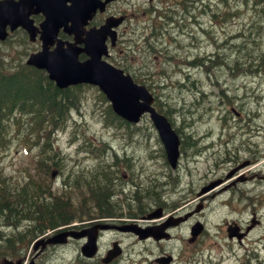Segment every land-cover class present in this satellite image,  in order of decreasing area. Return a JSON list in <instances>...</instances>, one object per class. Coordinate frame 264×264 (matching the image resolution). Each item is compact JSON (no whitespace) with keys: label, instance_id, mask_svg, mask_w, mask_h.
Masks as SVG:
<instances>
[{"label":"rangeland","instance_id":"rangeland-1","mask_svg":"<svg viewBox=\"0 0 264 264\" xmlns=\"http://www.w3.org/2000/svg\"><path fill=\"white\" fill-rule=\"evenodd\" d=\"M190 1L192 0H188L187 2V8L191 6ZM252 1L253 0H212V2H216V4H212V9L214 11L224 12L227 7L224 6L223 3H226L230 9V15L229 20H218L216 26L210 27L211 23L208 14L204 12V15L199 17L201 24L196 26V28L203 27L204 29H209L210 33H203L200 31L195 32L193 36L180 35V32L185 28L179 27L180 25L174 26L175 22L169 25L165 35L157 29V35L162 37L163 42L170 40L169 43H174V48L178 49V54H186V51H188L194 58L203 56L202 59L204 60L205 58V62H208V64L211 60V63H214H210L212 66L210 68L212 69L209 68L211 73H208L201 68L191 69L186 66L177 65L174 61L175 57L170 59V62L164 59L161 67L164 73L160 75L158 80L153 79L147 82V85L150 86L153 93L161 100H158V102L160 106L162 105V110L172 109V111L166 113L169 116L172 126L181 131H178L181 133L182 139L179 143V148L182 151L179 160L181 159L184 167L183 172H188V178L190 179L191 176L193 179L194 185L192 190L190 191L188 183L183 184L184 177H181V170L171 169L170 167L169 169L165 168L163 164L164 160L161 157L154 158L151 162L147 163H138L135 162L134 159H130L131 161L127 160L129 162L128 164L132 165L135 172L138 173L135 178L137 179L140 177L139 181L142 184L150 182V177L158 178L159 183H162L163 186L159 185L157 192L164 195L168 202H181L188 210L192 209V211L196 208H200L199 210H201V206H198L199 203L205 206L202 211V216L194 219L203 225V242L194 246L183 245L182 251L185 257V264L189 261L201 263L202 255L205 264H264V53H258V55H262V61H255V49H257V47L254 43H251L254 38L260 35L259 31L264 27V24L260 25L262 18L255 11L256 9L252 7ZM182 3H184V0ZM205 3L206 0L201 2L195 1L193 3V6L196 4L195 9L193 10L192 8L191 11L197 13L198 7L199 10H201ZM176 7L180 8L181 6L176 5ZM181 9H177V11H179L180 21H183L188 13L186 11H181ZM147 27V29L151 28L149 26ZM240 32H242V34ZM245 33L249 35V48L251 52L243 57L238 55L235 50L240 51V49L237 48V43L242 40L239 35L243 36ZM174 48L172 47L167 51L176 53ZM214 51L218 53L216 55L217 59L215 56L212 57L211 60L207 59L206 53H213ZM191 55L189 57H191ZM0 57L3 58L8 65L13 62L19 64V60L24 59V41L20 33L0 45ZM152 59L153 57L150 55L146 61L151 65L155 64V66H158L157 61L150 62ZM236 60H239V63L238 61L236 63ZM137 64L140 63L138 62ZM242 70L244 71L242 72ZM171 75L172 79L169 80L168 77ZM181 81H184V84H182ZM189 82L190 84H188ZM80 93V109L72 114V119L77 126L68 127L67 130L59 131L54 134L55 142L60 146L61 153L64 157L59 165L62 174H57L60 175L59 178L51 181L49 184L52 185L49 187L48 184L49 188L47 187L44 193L46 202L51 201L53 197L58 198L60 195L67 197L69 201L68 213L73 215L76 213L73 209H76L82 200L84 201L86 192L82 186L76 189H71L67 186V193L64 192L62 184H67L69 182L66 176L72 178L70 174L67 175L65 173L69 170L72 172L73 169L77 171L74 174L80 173L82 170L86 173V168L95 158V156L90 155L89 152H84L85 154L83 155L77 153L76 150L78 149L83 152L85 144L94 146L93 149L96 150L102 148L103 144L107 145V143L115 147L113 144L116 143L111 142L113 138H125L131 133L129 129L121 125V128L117 127L118 124L110 125V128H108V126L104 124V109L106 105H108V102L100 98V93L95 87H84L81 89ZM230 105H233L237 111L242 110L239 119L243 120L244 118L243 126L245 130H243L239 124L232 121L234 118L233 116L228 119L224 114L226 113L225 109L226 111L229 110ZM184 115L185 117H183ZM139 125L143 129L142 135L144 136L146 134L150 146L145 148L144 144L139 142V144L135 145V150H137L141 156H148L150 151L157 152L159 143L148 119H143ZM21 126L23 127L24 123ZM231 131L236 133L237 141L232 137ZM242 131L245 132L244 136L241 135ZM184 133L191 135L192 138H187ZM143 136H141V139H144ZM220 136L224 137L219 140ZM227 138L233 141L229 142V144L224 147L223 141L227 140ZM192 139L193 141L191 142L190 140ZM27 144L28 145H23L20 144V141L14 140L8 148L0 149V167L3 175L13 177V181H24L25 177H34L36 175L35 162L39 159V157H37L39 154L38 149L31 148L29 142ZM185 147L187 149H185ZM105 150L107 152V147ZM118 153L121 155L119 149ZM207 158L210 159L204 161ZM248 159L254 161V163L248 167H244L239 171V174L251 176L252 178L247 182L237 184V199L240 190H247L250 197L253 198L251 206L249 208H244V205L237 201L234 210L227 208L225 210L222 207L219 208L218 205L222 203L220 202V198H223L224 195L217 197V195H213L212 192H210V194H205L207 191L202 190L203 185L216 181L220 171H228L237 168ZM169 170L174 171V176L171 179L173 182L171 187L164 185V183L168 182L166 176L169 174ZM175 170H177L176 172H178V174L175 173ZM175 174L177 176H175ZM174 178L176 179L173 180ZM179 180H181V183L178 182ZM163 187H165V189H163ZM54 188H57L58 191L56 192ZM216 188H218V186ZM47 189H51V193H49ZM156 196L159 199V195L156 194ZM79 212L82 214L81 211ZM26 214L27 213L24 214L25 217L23 216L20 218V220H18L16 224L13 223L12 226V223L9 224L8 221H5V219L7 220L6 217H0V234L2 240L5 241L9 236V238H13L11 236L14 234L19 235L20 233L21 238H24L26 234H28L29 237L36 238L39 232L34 234L28 233L27 227L36 225V223L38 224L39 220L32 217L29 218ZM227 214L231 219L237 220V223L242 227L249 225L252 216L260 220V223L254 225V228L251 230L246 240L241 244L237 241H233L231 247H224L225 238L222 233V249L217 252L211 249L209 254L207 249L208 247H212L211 241L216 234L215 230L217 227H224ZM28 219L31 220L27 222ZM2 222L5 224L7 223L8 226ZM191 225L183 229L189 232ZM19 247L21 254H24V242ZM74 248L79 253L78 243H75ZM69 253V248L58 250L55 258L64 259L66 261L56 259L54 264L70 262L68 260ZM14 256L15 253H11L9 250L1 251L0 262L4 257L13 258ZM21 257H24V255Z\"/></svg>","mask_w":264,"mask_h":264},{"label":"flooded vegetation","instance_id":"flooded-vegetation-1","mask_svg":"<svg viewBox=\"0 0 264 264\" xmlns=\"http://www.w3.org/2000/svg\"><path fill=\"white\" fill-rule=\"evenodd\" d=\"M63 1L66 5L70 6V9L66 10V14H69L72 19V21L70 20L67 23L70 32L64 31L63 26H60L52 40V45L48 46L49 49H53L54 46L59 44L62 47H67V45H69L81 51L85 50L92 42L87 33L88 31L102 26L107 17L122 18V22L114 28L115 39L111 41L110 37L105 35L102 40L103 43L101 44L106 51L102 59L133 76L136 74H146L145 76L149 78L153 76L151 75L152 71L144 70L146 68L143 65L146 64L144 61V59H146L144 56L146 51L143 50V45L146 39L143 37L142 33L149 30L147 29V26H149L165 34L169 27L168 21L165 22L164 20L160 22L154 20L151 11H155V8L165 7V5L170 7L174 3L180 4L183 2V0ZM94 1L96 5L94 10H92ZM77 3L80 4L77 6ZM53 5L56 9L57 2ZM183 9L186 10V6L183 7ZM58 10L60 11L62 8L58 6L56 12ZM175 11H177V9L173 8L168 12ZM77 14H81V19L83 17L86 18L87 14L90 16L84 23L77 24L75 20ZM200 14H202V12ZM186 16V27L180 32V35L193 36L195 33L189 31L188 26L191 25L190 22H194L198 17H195L192 11ZM29 17L32 19L36 31H38L39 23L43 19L42 14L34 13L30 14ZM168 20L170 19L168 18ZM193 28L195 32L203 31V28H196L195 26H193ZM39 31L36 33L33 40H30L27 33L24 31V61L29 54L40 50L42 43ZM149 32L151 33V30H149ZM152 33L155 32L152 31ZM97 40L99 42L100 38ZM166 41H164V47H162V49L166 47ZM175 50L176 57H178V49ZM157 52L161 54V51ZM134 54L138 56L140 63L136 70L134 69L136 63ZM187 55L190 56L191 54L186 51V58L179 59L180 64L177 63V65H192L191 63L195 58L192 55L188 58ZM86 57L87 55L83 52L79 54L80 60H84ZM13 65H16V63H13ZM240 126L245 130L243 125ZM243 132L244 131L241 132L242 136L245 135ZM231 134L232 137H237L235 132L232 131ZM231 141L233 140L224 141V147ZM239 146L242 147L241 145ZM107 153L108 156L105 158L95 157L94 160L90 162V168H112V171L106 174H92L88 177L89 179L85 181L86 183L84 182L86 190L93 198L90 200L91 206L94 207L96 211L90 212L81 220L74 219L64 225L54 222V225L42 229L40 232L36 231L35 225L28 226V233H39L36 235V238L29 237L28 234L24 236V264H54L56 259L66 261L64 259L55 258V256L58 250H65L67 248L70 249L68 259L70 262H62L59 264H185V257L182 251L183 245L194 246L203 242V230L198 236L194 237L190 235V231L188 232L183 229L196 222L197 220H194L195 218H200L202 216V211L205 207L202 203L198 204V206H201V210L192 211V209L188 210L181 202H164L163 199H161L164 195H160L155 192V190H152V192L148 191L150 186L157 185L152 181L146 183V187H141L142 183L135 180L131 181L129 185L126 184L124 186V179L130 178L133 166L124 165L126 163V158L118 153L117 148L108 147ZM106 159L108 162H105ZM251 161L250 159L245 160L247 164H250ZM106 163H111L113 166H107ZM176 168L181 170L182 176L184 177L183 184L188 183L191 191L194 185L193 179L191 176L190 179L188 178V172H183L184 167L181 160L178 162ZM113 169L116 171H113ZM123 170L127 171V174H124L122 172ZM119 173L124 179L120 178ZM227 174L225 170L220 171L219 177L216 179V181L219 182L217 184L218 188H216V185V187H214L216 189L213 188V190H211L213 191L212 194L217 195V197L224 195L223 198H220L222 203L218 205L219 208L222 207L225 210L226 208L234 210L237 201L243 204L244 208H249L253 199H251L247 190H240L237 199V182L242 184L252 177L241 174L239 176V181H237L236 174L226 178ZM59 176L60 175H56L54 180L59 178ZM168 177L167 181L170 182L171 177ZM178 182L181 183V180ZM72 185V189H76L75 181H73ZM98 192L106 196V200L102 206L101 203L98 202V194L96 196L94 195ZM156 193L159 195V199H157ZM205 194L210 193L206 192ZM226 216L224 227H217L215 230L216 234L211 241L212 247H208L207 249L209 254L211 249H214L216 252L222 249V233L225 238L224 247H231L233 241H237L241 244L251 233L253 227L246 232L247 225L242 227L237 223V220L231 219L228 214ZM30 220L31 219H28L27 222ZM254 223L258 222L254 220ZM235 225L239 226L237 231V233L241 235L239 239L235 236L231 238L228 237V231ZM88 230H91V232L95 234L96 244L94 254L89 257L81 255V253H78L74 248L75 243H78L80 249L82 243L87 240L86 236H82L79 239L67 236L63 243L50 241L54 235L62 232L69 234L71 232L80 233ZM201 261V263L189 261L187 264H204L203 255L201 256Z\"/></svg>","mask_w":264,"mask_h":264},{"label":"trees","instance_id":"trees-1","mask_svg":"<svg viewBox=\"0 0 264 264\" xmlns=\"http://www.w3.org/2000/svg\"><path fill=\"white\" fill-rule=\"evenodd\" d=\"M252 2L254 9H256L255 11L262 18L260 25H263L264 0H253ZM263 28L264 27L259 31L260 35L252 40L254 45H259L261 48L264 44ZM239 36L242 40L237 43V48L241 49V51L237 50V52L245 57L251 52V49L247 46L249 43L246 41L249 35ZM153 42H155L153 43L155 47L164 45L162 37L157 34ZM255 50L256 55L260 52L263 54L264 52V50ZM261 57L262 55L257 56V58ZM209 68L210 65L205 63V71L211 73ZM134 80L140 82L137 77H134ZM81 88L82 86L69 87L62 90L58 89L48 80L44 71L27 66L24 63L12 67L0 57V149L8 148L14 140L20 141V144L23 145H28V142L30 145L34 143V146H39V159L35 162V171L36 173L42 172V175L47 173L49 171L48 164L51 163L50 165L55 166V161H57L54 160L57 154H51L53 147L49 143V141H51L50 138H52V133L70 121V113L63 117V114L67 110L63 109V107L66 106L67 103H71V106L72 104L80 106ZM99 96L105 101L102 94ZM30 101L33 105H31ZM156 106L158 109L162 107V105L160 106L158 104H156ZM72 111L70 112L72 113ZM104 111V123L106 125L111 123V121H116L118 123L123 122L112 113L109 105H106ZM169 111H171V109L163 110L165 113ZM231 113L233 112L228 111V114L231 115ZM23 123L24 128L21 126ZM41 142H43V144H40ZM11 178L4 176L0 167V217L4 216L7 220L10 218L8 220L10 224H13V222L16 224L27 212V216L29 215V217L39 220L38 224L36 223L35 226L36 231L40 232L42 229L54 225V222L64 225L73 219H81L83 214L86 213L84 206L79 205L76 209H73L76 211L75 215L69 214V201L65 200L67 197L64 196L61 198L53 197L51 201L46 202L44 193L47 187L34 181L37 180V178L29 177L24 181H13L14 178ZM48 192L50 193L49 190ZM47 209L50 211L47 212ZM29 211L34 214H31ZM79 211H81L82 214H80ZM11 237L16 239L7 238L5 242L2 240L0 234V241L2 244H0V252L8 250L11 251V253L19 252L15 247L23 242L21 234H14Z\"/></svg>","mask_w":264,"mask_h":264},{"label":"water","instance_id":"water-1","mask_svg":"<svg viewBox=\"0 0 264 264\" xmlns=\"http://www.w3.org/2000/svg\"><path fill=\"white\" fill-rule=\"evenodd\" d=\"M32 2L35 5L38 3L35 0H17L0 3V39L5 38V28L7 25L10 26V30L18 26L29 29L24 16V4H31ZM79 4L77 3V6ZM95 5L93 3L92 8ZM51 10L52 6H47L45 20L41 23V36L45 42L47 36L51 38L54 35L57 26L65 23L67 20H71L69 14H64L62 10H58L57 12H51ZM75 20L78 24H81L85 21V17L81 19V14H77ZM113 25H116V23L109 18L99 30H94L91 37L92 42L85 50L81 51L69 46L62 49L59 46L52 51H48L44 46L38 53L31 54L26 63L38 69H44L47 72L48 78L54 80L58 88H65L76 84L96 86L109 101L113 112L129 122L136 123L142 114L148 113L159 132L168 155L173 156L174 163L178 155V138L166 118L152 107V95L144 85L134 83L128 74H124L120 69L101 60V55L105 54V48L97 39L102 34L111 35L110 28ZM66 31H69V29H66ZM49 44H51V41ZM81 52H84L88 56L84 61L78 60V55ZM231 231L235 234V228H232ZM76 236L78 237L80 234ZM50 241L62 242L63 234L54 236ZM94 245V236H88L87 245L82 250L84 255L91 256L95 251ZM2 264H12V262L3 260ZM15 264H20V260Z\"/></svg>","mask_w":264,"mask_h":264},{"label":"bare ground","instance_id":"bare-ground-1","mask_svg":"<svg viewBox=\"0 0 264 264\" xmlns=\"http://www.w3.org/2000/svg\"><path fill=\"white\" fill-rule=\"evenodd\" d=\"M197 2L199 1V0H196ZM187 2H188V0L187 1H184V3H180V4H178L179 6H181L180 8H177L176 6H174V7H170V8H166L165 9V7H160V8H155V11L154 10H152L151 11V15L153 16V17H158V16H163V13H164V11H165V13L164 14H166L165 15V22H167L168 23V25H170V24H172V23H174L175 22V24H174V26H178V25H180L179 27H181V28H185L184 26H186V24H185V21H186V19H187V16H185V18H184V20L183 21H180V19H179V11H175V12H168L170 9H173V8H175V9H181V11H186L187 13H189L190 11H191V9L193 8V10L195 9V5L196 4H194V6H193V3L195 2V0H194V2L193 1H190L191 3H190V5L191 6H189L188 8H187ZM186 6V10L185 9H183V7H185ZM162 11V12H161ZM193 12V11H192ZM172 15V16H171ZM190 15V14H189ZM168 18L170 19V20H168ZM164 22V23H165ZM166 23V24H167ZM173 26V25H172ZM179 29V28H178ZM264 29V28H263ZM149 30H151V31H153V32H155L156 34L158 33L157 32V29H155L154 27H151ZM159 31V30H158ZM212 31V30H211ZM175 32H177V31H175ZM203 32V31H202ZM264 31H262V33H263ZM204 33V32H203ZM241 34H242V32H240ZM216 34V33H215ZM165 35V34H164ZM245 35H247L246 33H245ZM176 37V36H175ZM189 37V36H188ZM173 38V37H172ZM226 38V37H225ZM224 38V39H225ZM191 39V38H190ZM224 39H223V41H224ZM227 39V38H226ZM192 40H193V37H192ZM170 41V40H169ZM176 41H177V39H176ZM175 41V42H176ZM198 41V40H197ZM222 41V42H223ZM228 41V40H227ZM248 43H249V45H247L248 47L250 46V39L248 38V40H246ZM255 42V41H254ZM193 43V42H192ZM225 43V42H224ZM224 43H223V45H224ZM251 43H253V41H251ZM198 44H199V42H198ZM222 45V44H221ZM232 45V44H231ZM235 45V44H234ZM220 46V45H219ZM187 47H188V45H187ZM186 47V48H187ZM190 47V46H189ZM232 47V46H231ZM256 47H257V49L258 50H264V44L262 45V48H261V46H259V45H256ZM195 48V47H194ZM204 48V47H203ZM233 48V47H232ZM235 48V47H234ZM191 49V48H190ZM197 49V48H196ZM203 51V50H202ZM235 51H237V50H235ZM240 51H241V49H240ZM200 52V51H199ZM228 52V51H227ZM235 53V52H234ZM264 53V52H263ZM218 53L216 52V51H214L213 53H206V57H207V59H210L211 60V58L212 57H214L215 56V58H216V55H217ZM237 54H238V52H237ZM238 55H240V54H238ZM242 56V55H241ZM257 56L258 55H255V57H254V59H255V61H262V57L261 58H257ZM174 57H176V53H171V52H166V56H165V60L167 59L168 60V62H170L169 60L170 59H172V58H174ZM194 57V56H193ZM205 57V56H204ZM244 57V56H243ZM203 58V56L202 57H195V60L191 63L196 69H199V68H201V69H204V66H205V63H208V62H205V58H204V60L202 59ZM200 59H202V60H200ZM217 59V58H216ZM236 59V58H235ZM173 61V60H172ZM208 61V60H207ZM212 61V60H211ZM211 61H209L210 63H211ZM218 61V60H217ZM216 61V62H217ZM237 61H238V63H239V60H236V63H237ZM245 62V61H244ZM14 63V62H13ZM13 63H11L10 64V66H12V67H14V66H16L17 65V63H16V65H13ZM208 64V65H210V67H212L211 66V64H214V63H211V64ZM234 63V62H233ZM15 64V63H14ZM244 64V63H243ZM216 66V65H215ZM178 67V66H177ZM217 67H218V63H217ZM233 67V66H232ZM243 67V66H242ZM205 68H207V67H205ZM215 68V67H214ZM226 68V67H225ZM229 68V67H228ZM238 68V67H237ZM241 68V67H240ZM231 69V68H230ZM229 69V70H230ZM239 69V68H238ZM205 70V69H204ZM226 70H227V68H226ZM228 71V70H227ZM235 71V70H234ZM237 71H239V70H237ZM236 71V72H237ZM244 70H242V72H243ZM237 73H239V72H237ZM233 74V73H232ZM236 74V73H235ZM187 75V74H186ZM234 75V74H233ZM49 81H51L54 85H55V87H57V85H56V82L54 81V80H51V79H48ZM184 81H187V80H184ZM184 81H181L182 82V84H184ZM191 81V80H190ZM192 82V81H191ZM194 82H195V80H194ZM187 83V82H186ZM188 84H190V82L188 83ZM194 84V83H193ZM197 84V83H196ZM21 85V84H20ZM180 85H181V83H180ZM179 85V86H180ZM186 85V84H185ZM192 85V84H191ZM190 85V86H191ZM182 86V85H181ZM184 86V85H183ZM37 87V86H36ZM197 87H198V85H197ZM11 88V87H10ZM48 88H50V87H48ZM189 88H191V87H189ZM45 89V88H44ZM193 89V88H192ZM50 90V89H49ZM185 90H186V88H185ZM59 91V90H58ZM194 91V90H193ZM196 91V90H195ZM49 92V91H48ZM6 93V92H5ZM63 94V93H62ZM202 94V93H201ZM203 95V94H202ZM208 95H211V94H208ZM224 95V94H223ZM21 96V95H20ZM61 96V95H60ZM226 96V95H225ZM23 97V96H22ZM16 98H18V97H16ZM222 98H224V97H222ZM15 99V98H14ZM20 99H22V98H20ZM23 99H24V97H23ZM22 99V100H23ZM227 99V98H226ZM27 100V99H26ZM57 100V99H56ZM158 100H160L158 97H157V102H158ZM29 101V100H28ZM27 101V102H28ZM161 101V100H160ZM227 101V100H226ZM23 102V101H22ZM24 102H25V100H24ZM30 103H31V101H30ZM53 103V102H52ZM51 103V104H52ZM57 104H59V103H57ZM30 105V104H29ZM31 105H33L32 103H31ZM28 106V105H27ZM58 106V105H57ZM238 106H239V104H238ZM253 106V105H252ZM30 107V106H29ZM28 107V108H29ZM248 107V106H247ZM256 107V106H255ZM27 108V107H26ZM63 109H67L66 110V112L63 114V117L65 116V115H67L70 111H72V110H76V111H79V109H80V107H79V105H73L72 104V106H71V103H67L66 104V106H64L63 107ZM171 109V108H170ZM254 109V108H253ZM171 111H172V109H171ZM247 111V110H246ZM260 111V110H259ZM169 113V112H168ZM248 114V113H247ZM250 114V113H249ZM170 115V114H169ZM254 115V114H253ZM171 117V116H170ZM183 117H185V115L183 116ZM253 117V116H252ZM250 119V118H249ZM246 120H248V119H246ZM249 121V120H248ZM251 121V120H250ZM149 123H150V125H151V127H152V129H153V127H154V124H153V122L152 121H149ZM246 123V122H245ZM248 123V122H247ZM250 123V122H249ZM67 124V125H66ZM66 124H64V126H62L61 127V129H65L67 126L68 127H72V126H77V124L75 123V121H69L68 123H66ZM114 124H118V126L117 127H119V128H121L120 127V124L118 123V122H116V121H111V125H114ZM201 124V123H200ZM193 126V125H192ZM196 126V125H195ZM200 130V129H199ZM205 130V129H204ZM236 130H237V128H236ZM179 131V130H178ZM179 132H181V131H179ZM202 132V131H201ZM207 132V131H206ZM209 132V131H208ZM221 132V131H220ZM142 133H143V130H140L139 132H137V133H135V134H132V135H127L125 138H121L120 139V137H116V138H113L112 140H111V142H115L116 144H113V145H115V147L117 148V149H119L120 150V152H121V156H124L126 159H125V166H127V165H129L128 163V161H127V159H134V161L135 162H142V163H147V162H151L154 158H157V157H161V158H163V160H164V165H165V168H168L169 169V167L171 168V169H178V168H176V165L173 163V156H169L168 155V153H167V150H166V148H165V146H164V143L161 141V140H159V142H160V146L158 147V149H157V152L156 151H150V154L148 155V156H141L139 153H138V151L137 150H135L136 148H134L135 147V145L136 144H139V142L140 143H142V144H144V147L145 148H148L150 145V143H149V141H148V139H147V137H146V134L143 136L142 135ZM231 133H232V131H231ZM186 136H187V138H192L191 137V135H189V134H187V133H184ZM202 134V133H201ZM209 135V134H208ZM219 135V134H218ZM141 136H143L144 137V139H141ZM184 136V135H183ZM202 136V135H201ZM206 136V135H205ZM198 137V136H197ZM212 138V137H211ZM117 139V140H116ZM50 140L51 141H49V143H50V145L55 149V151L57 152V153H59V152H61V148H60V146L58 145V144H56V142H55V137H53L52 136V138H50ZM188 140V139H187ZM197 140V139H196ZM198 140H199V138H198ZM182 141V139H181V137L178 139V145H177V150H178V155H177V157H176V160L175 161H178L179 160V158H180V156H181V154H182V151L180 150V148H179V143ZM191 142L193 141V139L192 140H190ZM200 141V140H199ZM188 144H191V143H188ZM207 144H210V143H207ZM212 144V143H211ZM192 145V144H191ZM210 146V145H209ZM109 147L111 148V147H113L112 145H109ZM115 147H113V148H115ZM130 148H133V149H130ZM184 148V147H183ZM205 148V147H204ZM185 149H187L186 147H185ZM201 149H202V147H201ZM204 150V149H203ZM188 152V151H187ZM102 153H105V151H99L98 152V154H102ZM190 153V152H189ZM106 156H108V155H102L101 157L103 158H105ZM102 160H104V159H102ZM131 161V160H130ZM105 162H108L107 161V159L105 160ZM244 163V162H243ZM136 164V163H135ZM183 164H185V163H183ZM106 165L107 166H113V164H111V163H106ZM91 166H90V164H89V166L86 168V177L84 178V179H82V178H77L76 179V183H77V187H79V186H82L83 188H84V190H85V196H84V201L82 200L81 202H80V204L79 205H82V206H84V209H85V211H86V213L85 214H83V216H82V218L83 217H85L87 214H89L90 212H94V211H96L95 210V208L94 207H92L91 206V203H90V200H91V198H92V196H90L89 195V193H88V191L86 190V187H85V181L86 180H88L89 178V176L90 175H92V174H95V173H104V174H106V173H110L111 171H112V168H97V169H93V168H90ZM138 168V167H137ZM185 169H186V167H185ZM115 169H113V171H114ZM116 171V170H115ZM177 170H175V173H177L178 174V172H176ZM124 174H127V171H125V170H123L122 171ZM162 173H163V171H162ZM120 174V173H119ZM136 174H138L137 172H135V170L134 169H132V172H131V176H130V178H128V179H124L123 177H122V175L120 174L119 176H120V178L121 179H124L125 181H124V186L127 184V185H129L130 183H131V181H133V180H135V181H139V179H140V177H138L137 179L135 178V176H136ZM159 174H161V173H159ZM155 176V175H154ZM162 176H164V175H162ZM168 176H170L171 177V179L173 178V176H174V171H170L169 170V174H167V176H166V178L168 177ZM175 176H177L176 174H175ZM179 176V175H178ZM161 177V176H160ZM181 177H183V176H181ZM169 178V177H168ZM167 178V179H168ZM176 178H174L173 180H175ZM150 181H152V182H154V183H156L157 185L156 186H154V185H152V186H150L149 188H148V191H151L152 192V190H155V192H157V188H158V186L159 185H162L163 186V184L162 183H159V180H158V178L157 177H154V178H152V177H150ZM177 181V180H176ZM85 182V183H84ZM140 182V181H139ZM172 182V181H171ZM171 182H166V183H164V185H168L169 187H171V185L173 184V182L171 183ZM141 183V182H140ZM211 183H213V182H211ZM52 184H49V187L51 186ZM63 187V191L64 192H66L67 193V186L68 185H66V184H63L62 185ZM147 186V184L145 183V184H142L141 185V187H146ZM218 186V185H217ZM48 187V188H49ZM106 187V186H105ZM175 187V186H174ZM216 187V186H215ZM109 188H111V187H109ZM163 189H165V187H163ZM215 189V188H214ZM105 190V189H104ZM107 190V189H106ZM110 190V189H109ZM202 190L203 191H206V190H204L203 188H202ZM211 190H213V188L211 189ZM49 191H50V193H51V189H49ZM99 192H101V191H99ZM105 193V192H104ZM158 193V192H157ZM156 193V194H157ZM98 194V202H100L101 203V206L104 204V202H105V200H106V196L103 194V193H95L94 195L96 196ZM160 195H162L161 193H159ZM168 195V194H167ZM63 195H60V198L62 197ZM176 198H178V197H176ZM93 199V198H92ZM158 199V198H157ZM161 199H163V201L164 202H168L167 201V198H165V196H163ZM179 199V198H178ZM62 200V199H61ZM65 200H68V198L67 199H65ZM169 200V199H168ZM159 201V200H158ZM177 201V200H176ZM178 202V201H177ZM159 203V202H158ZM168 203H172V202H168ZM175 203V202H174ZM54 206V205H53ZM100 206V205H99ZM21 207V206H20ZM19 207V208H20ZM27 208V207H26ZM51 208V207H50ZM54 208V207H53ZM44 209V208H43ZM200 208H196L195 209V211L197 210H199ZM22 210V209H21ZM53 210V209H52ZM8 211V210H7ZM50 211V210H49ZM48 211V209H47V212H49ZM30 212V211H29ZM1 213V212H0ZM27 213V212H26ZM31 213V212H30ZM29 213V214H30ZM51 213H52V211H51ZM28 214V213H27ZM31 214H34V213H31ZM50 214V213H49ZM51 215V214H50ZM1 216V215H0ZM31 216V215H30ZM3 217V216H2ZM12 217V216H11ZM25 217V216H24ZM28 217H29V215H28ZM9 218V217H8ZM29 218H31V217H29ZM81 218V219H82ZM10 219V218H9ZM8 219V220H9ZM52 219V218H51ZM81 219H77V220H81ZM8 220H6L5 219V221L7 222ZM14 220H15V218H14ZM13 220V221H14ZM74 220V219H73ZM76 220V219H75ZM16 222V221H15ZM3 223V222H2ZM9 223V222H8ZM14 223V222H13ZM10 224V223H9ZM6 225V224H5ZM4 225V226H5ZM13 224H11V226H12ZM203 230V225L199 222V221H196L193 225H191L190 226V235H192V236H194V237H196V236H198L200 233H201V231ZM23 232V231H22ZM29 233H31V232H29ZM21 234V233H20ZM32 234H34L33 232H32ZM10 237V236H9ZM8 237V238H9ZM82 236H79V238H81ZM228 237L229 238H231V237H234V233H233V231H231V230H229L228 231ZM14 238V237H13ZM78 238V239H79ZM14 239H16V238H14ZM10 240V239H9ZM14 241V240H13ZM12 241V242H13ZM87 242H88V239L84 242V243H82V245L80 246V249H79V252L81 253L82 252V250L85 248V246L87 245ZM81 255H82V253H81ZM14 258V257H13ZM204 258V257H203ZM251 258H253V257H251ZM6 259H12V258H7V257H4V258H2V260H1V262H0V264L2 263V261L3 260H6ZM204 263V262H203ZM20 264H24V259L23 260H21L20 261ZM29 264H33V263H29ZM205 264V263H204Z\"/></svg>","mask_w":264,"mask_h":264}]
</instances>
